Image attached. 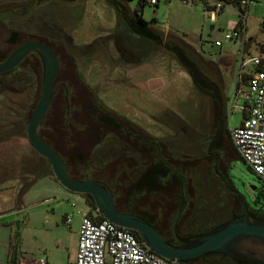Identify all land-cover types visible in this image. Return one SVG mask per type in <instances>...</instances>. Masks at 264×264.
Instances as JSON below:
<instances>
[{
    "label": "rangeland",
    "instance_id": "1",
    "mask_svg": "<svg viewBox=\"0 0 264 264\" xmlns=\"http://www.w3.org/2000/svg\"><path fill=\"white\" fill-rule=\"evenodd\" d=\"M215 1L218 6L213 21L202 14L201 0L194 4L181 0H160L158 6L145 4L142 16L152 26L176 32L200 52L204 57L200 61L202 68L222 85L227 120L234 125L240 119V108L228 98L235 88L237 63L223 55H235L240 40L225 38L224 33L233 32L241 19L240 9L232 2ZM0 3L3 55L11 48L6 41L9 32L16 30L20 38L47 40L60 57L57 81L64 80L71 90L73 110L66 120L63 86L57 84L44 126L47 140L67 161L73 158L82 165L89 158L96 137L107 130L99 124L100 118L94 116L95 99L116 118L130 124L136 135L163 142L165 151L179 161L201 155L202 142L211 132L209 97L196 88L188 71L170 53L149 45L145 50L141 38L117 27L110 3L106 0H0ZM127 3L133 10L138 0ZM246 13V38L263 40L264 0H254ZM115 29L126 39H132L126 46L129 51L117 42ZM216 39L222 41L221 46L214 44ZM255 45H251V54L256 52ZM41 69L40 59L29 56L19 63L14 76L2 78L1 212L14 206H24L22 212H26L45 193L54 196L49 198L50 202L61 200L54 190L48 191L53 185L60 187L48 161L33 150L25 135L27 119L40 91ZM150 150L154 151L153 146ZM221 165H228L234 186L246 196L251 208L264 212V183L248 164L240 158H230L229 162L223 158ZM250 184L255 185L254 198L246 190ZM71 195L83 211L91 209L82 194ZM151 195L147 191L139 193V202L144 205ZM20 214L1 213L0 219Z\"/></svg>",
    "mask_w": 264,
    "mask_h": 264
},
{
    "label": "flooded vegetation",
    "instance_id": "2",
    "mask_svg": "<svg viewBox=\"0 0 264 264\" xmlns=\"http://www.w3.org/2000/svg\"><path fill=\"white\" fill-rule=\"evenodd\" d=\"M2 22L3 10H1L0 3V28ZM12 31L16 30H11L6 39L11 44V48L4 55L1 53L0 41V61L14 47L28 39H32L20 38L17 34L12 37ZM122 47L128 51L126 46ZM55 53L58 68L53 82V92L57 84L61 83L64 91L66 120H69V113L73 110V107L70 106L72 94L64 80L57 81L60 57L57 52ZM29 56L41 61L38 52L31 50L14 66L0 71V96L2 78L14 76L19 63ZM40 76L42 77V69ZM51 99L38 127V134L42 140L53 147L60 155L68 175L75 179L90 178L104 183L111 189L117 207L139 214L150 222L165 240L173 244H181L178 240L179 238L187 239L190 236L205 233L221 224L220 220L207 216L202 210L197 208V202L189 194L187 187L186 192H184V174L177 163L178 159L165 151L163 142L136 135L130 124L116 118L107 107L100 104L96 99L94 100L95 103L92 104L95 110L94 116L100 118L99 124L107 127V130L96 137L94 146L89 151L90 156L82 165H79L73 158L67 161L46 138L47 127L46 125L44 126V122L46 121ZM220 125H222L220 113L216 116L210 109L212 134L215 133L216 128ZM134 144H136V149L138 150L134 149ZM151 146H153L154 151L150 150ZM114 149L113 153H106ZM139 149H142V151ZM146 191L152 195L142 205L139 202L138 195ZM176 216L177 221L174 229L173 222ZM186 260L189 264H213L218 261L223 264H258L220 251L204 252Z\"/></svg>",
    "mask_w": 264,
    "mask_h": 264
},
{
    "label": "water",
    "instance_id": "3",
    "mask_svg": "<svg viewBox=\"0 0 264 264\" xmlns=\"http://www.w3.org/2000/svg\"><path fill=\"white\" fill-rule=\"evenodd\" d=\"M31 50L37 51L41 57L42 78L39 95L26 122L25 135L33 150L48 161L50 170L61 187L71 192L88 195L100 215L120 226L134 230L151 250L164 257L183 260L208 251H220L264 264V219L256 218L250 213L246 196L238 189L234 191L241 194L242 213L205 233L187 239L179 238L181 244H173L165 240L156 228L139 214L118 210L111 189L104 183L90 178H70L60 155L38 134V127L52 96L53 82L58 68L54 49L45 42L28 39L14 47L0 61V71L14 66ZM183 177L184 192H186L187 181L185 176ZM254 189L255 185H246L247 193L251 198L255 196ZM176 221L177 216L173 222L174 229Z\"/></svg>",
    "mask_w": 264,
    "mask_h": 264
},
{
    "label": "trees",
    "instance_id": "4",
    "mask_svg": "<svg viewBox=\"0 0 264 264\" xmlns=\"http://www.w3.org/2000/svg\"><path fill=\"white\" fill-rule=\"evenodd\" d=\"M106 1L110 3L115 10L117 27L121 26L123 29H127L130 32L129 34L132 36L134 35V38H141L145 44V50L149 45L153 48L165 51L166 53H170L175 57L188 71L196 88L209 97L211 112L216 116L220 113L222 117V125L216 128L214 134H212L211 131L206 135L207 138L202 142L201 155H198L193 159H181L180 161L178 159L180 162H178V165L187 180V191L197 202V208L199 210H202L207 216H212L215 220H220V223L239 215L242 213L241 194L234 191L237 187L234 186L232 178L228 173V165L222 166L221 162L223 161V158H227L228 162L230 158H240L243 161L245 160L240 156L230 138L225 107L226 97L223 93L222 85H220L202 68L200 61L203 56L192 44L176 32H165L159 27L152 26L150 23L151 21L143 18L142 8L145 4H150L147 0H138L137 7L133 10L129 7L127 3L128 0ZM223 1L232 2L238 5L235 0ZM152 5H157V2ZM115 32L118 36L117 42H120L121 46H128V42L132 41L131 38L127 37L126 39L124 35H121L119 30L115 29ZM16 34L17 31H12V37L16 36ZM33 39L45 42L51 46L47 40L36 37ZM263 45V42L257 43V47L260 51H264ZM185 162L186 166L183 167ZM187 163L189 164L187 165ZM256 175L262 181L259 175ZM68 176L73 178L71 175ZM31 182L32 180L28 184ZM22 191L23 189L21 192ZM82 196L84 197L86 204L91 207L86 215H89L95 220L104 217L103 215H100L97 210L95 215L91 214L90 211L95 209L94 203L88 195L82 194ZM246 201L250 213L256 218L264 219V212L261 209L251 208L247 198ZM117 209L122 210L119 207H117ZM132 231L139 238L137 233L134 230ZM181 261L185 264H189L186 259ZM213 264L223 263L218 261Z\"/></svg>",
    "mask_w": 264,
    "mask_h": 264
},
{
    "label": "built area",
    "instance_id": "5",
    "mask_svg": "<svg viewBox=\"0 0 264 264\" xmlns=\"http://www.w3.org/2000/svg\"><path fill=\"white\" fill-rule=\"evenodd\" d=\"M155 4L157 0H147ZM191 3L194 0H181ZM204 15L210 20L216 17V1L201 0ZM241 19L233 32L224 37L240 40L238 72L231 97L234 106L240 108V119L228 123L231 141L240 156L264 182V51L245 53V17L254 0H235ZM263 42V41H262ZM214 44L221 45L216 39ZM248 55V56H247ZM239 98H242L239 101ZM96 214V209H93ZM93 214V215H95ZM65 221L69 216L65 215ZM18 264H46L44 258L23 259ZM72 264H185L180 259L168 258L151 250L149 246L126 227L106 217L93 219L83 214L77 229L75 256Z\"/></svg>",
    "mask_w": 264,
    "mask_h": 264
},
{
    "label": "crops",
    "instance_id": "6",
    "mask_svg": "<svg viewBox=\"0 0 264 264\" xmlns=\"http://www.w3.org/2000/svg\"><path fill=\"white\" fill-rule=\"evenodd\" d=\"M195 2L197 0L191 3L194 4ZM159 4L160 0H157V6ZM202 7L204 8V5ZM221 10L222 7L218 13ZM247 10H249V7ZM202 14L204 15V11ZM159 28H163V31L166 30H164L163 26ZM262 41L264 39L252 40L248 37L245 44V53H250L253 43L256 44L254 47L256 52L253 54L259 52L257 43ZM239 52L240 44L235 55H223L226 59L230 58L234 62L236 61L237 72ZM62 188L61 186L53 185L48 190H54L55 196L60 195L61 200H56L54 203L49 201V198L54 196L45 193L35 200L26 212H22L24 211V206H14L3 212L0 211V215L1 213L13 214L21 212L18 217L0 219V264H18L23 259L35 260L41 257L45 259L46 264H72L75 256L77 229L80 218L88 212V209L83 211V208L76 206L74 202L76 197L71 195L75 193ZM33 204H36V206L34 207ZM90 213L95 214V211L91 210ZM65 215L69 216V221L67 222L65 221Z\"/></svg>",
    "mask_w": 264,
    "mask_h": 264
}]
</instances>
